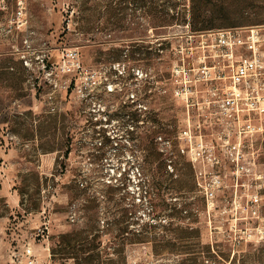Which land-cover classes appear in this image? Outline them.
<instances>
[{
	"label": "rangeland",
	"instance_id": "obj_1",
	"mask_svg": "<svg viewBox=\"0 0 264 264\" xmlns=\"http://www.w3.org/2000/svg\"><path fill=\"white\" fill-rule=\"evenodd\" d=\"M193 5L222 10L212 28H194L190 0H0V264L27 242L60 264H180L197 243L209 264H264V131L238 168L207 155L197 177L171 93L200 34L264 25V0Z\"/></svg>",
	"mask_w": 264,
	"mask_h": 264
},
{
	"label": "built area",
	"instance_id": "obj_2",
	"mask_svg": "<svg viewBox=\"0 0 264 264\" xmlns=\"http://www.w3.org/2000/svg\"><path fill=\"white\" fill-rule=\"evenodd\" d=\"M198 42L201 52L194 59L190 57L171 68V93L183 101L186 112L177 132V150L187 158L197 177L207 155L212 157L211 166L222 165L223 155L238 168L241 146L264 131V25L206 31ZM65 58L73 66L68 71L80 77L85 74L75 52H67ZM196 184L206 201L213 198L212 190L199 180ZM35 235L47 241L48 226L42 223ZM42 250L44 254L29 242L23 243L10 250L9 261L60 264L47 245Z\"/></svg>",
	"mask_w": 264,
	"mask_h": 264
},
{
	"label": "trees",
	"instance_id": "obj_3",
	"mask_svg": "<svg viewBox=\"0 0 264 264\" xmlns=\"http://www.w3.org/2000/svg\"><path fill=\"white\" fill-rule=\"evenodd\" d=\"M190 1L192 3V6L190 7L189 13L192 19V23H194V28L196 30H205V29L212 28L213 26L209 24L210 19H213L214 14H219L221 13L222 10L205 9V10L200 11V10L195 9L193 5L195 0H190ZM206 1L212 2L214 0H206ZM171 10L173 11V14L169 15V19H175L176 16H181V12L179 10H176V8L173 7L171 8ZM144 225L151 227V225H148V222H144ZM199 247L201 249H199ZM180 251H183L182 253H185V256L180 262V264L182 263L184 264H209L210 258L212 257L210 253V249L208 247L206 248L203 246H199L198 243L195 244L194 246H186L182 248ZM257 260H264V252L257 256ZM217 263L219 264L220 262L217 261ZM214 264H216V261Z\"/></svg>",
	"mask_w": 264,
	"mask_h": 264
}]
</instances>
